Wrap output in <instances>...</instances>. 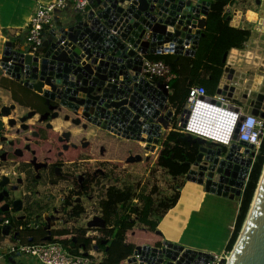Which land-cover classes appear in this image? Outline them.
I'll return each instance as SVG.
<instances>
[{
  "label": "water",
  "instance_id": "obj_1",
  "mask_svg": "<svg viewBox=\"0 0 264 264\" xmlns=\"http://www.w3.org/2000/svg\"><path fill=\"white\" fill-rule=\"evenodd\" d=\"M94 1V7L85 13L76 11L66 20L56 17L55 25L36 54H32L29 45L17 47L13 40L4 42L0 59L2 72L45 97L50 103L49 109L53 110L42 115L30 110L21 122L37 115L42 121L48 120L50 115L58 119L60 109H64L65 120L75 126L91 125L128 141L160 144L174 112L168 106L169 93L164 84L152 83L142 75L144 58L169 50L178 55L194 56L204 35L211 2ZM230 17L228 15L227 19ZM228 56L226 51L224 63L228 62ZM225 72L226 78L232 81L235 70L227 65ZM232 91L233 86L230 96ZM218 92L227 93L221 88ZM263 104L264 93L259 92L252 113L258 115ZM15 108V104L1 107L0 116H10ZM183 114L188 116L189 110L185 108ZM185 123L186 118H181L179 125L184 127ZM22 127L28 126L24 122ZM47 127L52 124L48 122ZM199 140L202 145L198 159L191 165L185 179L204 186L208 193L232 199L240 197L252 164V159L244 158L243 153L248 154L253 145L242 142L227 150L206 146L203 140ZM141 159V154L128 157L129 161ZM3 179L1 187L8 182V178ZM3 198L0 193V200ZM20 208L15 207V210L18 212ZM8 210V205L2 207V211ZM96 225L105 227L106 221L94 216L88 226ZM156 233L161 234L159 230ZM4 234L8 235V230H4ZM216 258L213 253L163 241L161 247L137 246L125 264H207ZM226 263L224 257L219 259L218 264ZM232 264H264V184L254 218Z\"/></svg>",
  "mask_w": 264,
  "mask_h": 264
},
{
  "label": "rangeland",
  "instance_id": "obj_2",
  "mask_svg": "<svg viewBox=\"0 0 264 264\" xmlns=\"http://www.w3.org/2000/svg\"><path fill=\"white\" fill-rule=\"evenodd\" d=\"M257 1L236 0L233 5L227 7L229 14H231L235 6H238L245 13L249 12L252 15H258V21L254 23L248 22L245 15H243L242 19L244 21L243 23L241 21L239 27L250 29L251 37L243 50L240 52L236 51L238 53L235 59L230 58L232 51L229 52L227 58L228 66L235 69L237 73L235 79L236 85H233V96L238 104L244 106L245 110L249 109L250 104L254 102L259 92L264 93V0H261L263 4L260 5L257 4ZM2 103L0 98V106ZM28 110L18 107V111L14 114L16 117L19 114L27 116ZM11 112L14 111L11 110ZM179 116L178 120L180 118ZM6 117L9 118L8 116ZM18 118L16 121L12 120L11 124L13 127L21 123ZM29 122L35 124L38 121L34 118ZM54 125L58 128L60 127V124L57 122ZM81 126L82 130L80 132H76V129H74V137L72 140L78 144L88 143L90 147L81 152L74 164L65 167L63 175L59 178H53L51 176L48 181H37L36 179L27 180L17 185L18 178L21 176L24 177V174H20V170L22 169L17 168V166L12 167L11 163L5 165V162L0 158V178H11L12 183L8 187H12L14 192L13 197L20 200L23 199L25 202V206L18 211L19 216L22 217V219L20 218L21 223L23 222V224L27 223L33 226L38 222L41 225L40 228H46L47 230L67 229L70 232L68 240L87 231L95 232L103 237L100 231L101 227L96 225L90 228L88 222L94 216L102 217L100 201L106 198L107 190L110 187L123 190L132 188L133 192L137 195L141 193L152 194L158 203L167 202L169 197L179 191V204L184 203L185 206H188L187 200L189 198H192L194 203L189 206L193 211L192 215L195 214L197 219L193 220L192 218H188V220H193L195 225H197V222L207 225L212 228L213 236L211 238H215V241L219 240L218 242L227 243L233 229L236 203L232 202L228 203V206L224 205V213L217 210L218 207L221 208V204H216V202L214 204L205 203L203 207H196L199 195L202 194L203 190L201 185L192 181L185 183V176L175 179L166 169L157 165L156 159L161 144L159 145L156 142H135L134 145H130L127 142L124 144L105 137L104 134H108V132L104 129H99L98 132L87 135V130L92 126ZM172 126L168 128L167 132L172 129ZM188 139L195 141L197 138L189 136ZM205 145L213 147L212 144L205 143ZM145 147H148V150ZM136 154L142 155L140 161L128 160L129 156H135ZM86 172H96L97 177L91 190L88 193H82L81 188H77L73 184L74 181L79 180L81 182V177ZM77 204L83 207V212L80 215H75L72 212L73 206ZM211 211L214 212L213 216L209 213ZM18 212L15 209L9 211L11 216L17 215ZM218 214H222V216H219V219H215ZM183 216H187L186 211H180L178 207H174L166 213L159 226L160 228H164L169 236L178 238L179 241H189L191 239L190 241L194 242L193 245L195 247H201L200 243L202 244L205 238L201 236L200 241H198V235L205 227L197 225L196 228L198 229L196 231H187L185 233V224L187 221L181 219L184 218ZM137 226L141 227V224ZM17 234L18 232H15V235H9L12 241ZM57 237L63 238V236ZM94 247L91 250H99L97 244ZM222 255H226V250Z\"/></svg>",
  "mask_w": 264,
  "mask_h": 264
},
{
  "label": "trees",
  "instance_id": "obj_3",
  "mask_svg": "<svg viewBox=\"0 0 264 264\" xmlns=\"http://www.w3.org/2000/svg\"><path fill=\"white\" fill-rule=\"evenodd\" d=\"M235 1L210 0V11L206 18L207 25L204 29V35L196 47L194 56L160 53L152 54L148 57L151 60L164 61L171 71L176 74V77L168 82L171 89L169 102L175 111L173 126L163 138L156 159L157 165L166 169L175 179L184 177L188 173L191 165L198 159L202 145L199 139L195 141L188 139L189 137L182 132V128L177 126V118L184 113L190 87L203 85L209 94H215L225 72L224 53L226 51L230 52L233 48L244 49L246 42L251 37L250 29L231 26L230 19H227L230 14L226 12V7L233 5ZM3 79L7 81L6 78ZM155 83L162 84L163 80L155 79ZM6 86L13 87L24 95L25 100L17 98V95L13 93L14 100L20 105L36 110L39 114H44L49 110L50 103L45 97L24 87L21 83L12 81ZM5 132L6 130L3 127L0 128V135ZM127 142L130 145L135 143L127 140L121 141L124 144ZM79 149L80 147L73 149V156L79 155ZM263 167L264 140L240 197V207L236 222L226 246L227 252L233 251L232 249L242 230ZM95 180V174H86L82 193H88ZM77 187L79 188L80 186L77 185ZM179 199V191L169 197L167 202L158 203L152 194L141 193L137 195L132 188L123 190L110 187L107 190L106 198L100 201L102 218L106 221L105 227L100 229L103 237H86V233L83 232L81 235L68 240L70 232L67 229L26 228L18 230L14 240L20 239L23 243L35 244L50 241L58 238L57 236H63L62 241L65 244L72 243L76 252L82 248L85 253L91 250L92 242L96 240V244L105 253L101 264H124L133 255L137 246L143 244L156 247L162 246L163 236L156 233L158 224L168 210L175 205V207H178ZM2 207H0V218L9 217L14 223H21V219L16 221L9 211H2ZM72 212L75 215H80L83 212V207L77 204L73 206ZM138 224H141L142 227L137 226ZM0 237H6L1 227Z\"/></svg>",
  "mask_w": 264,
  "mask_h": 264
},
{
  "label": "built area",
  "instance_id": "obj_4",
  "mask_svg": "<svg viewBox=\"0 0 264 264\" xmlns=\"http://www.w3.org/2000/svg\"><path fill=\"white\" fill-rule=\"evenodd\" d=\"M91 1L52 0L38 4L27 24V41L32 54H36L48 31L55 25V18L60 11H64L67 7L71 6L75 11L85 13L91 7ZM142 75L152 83H155V79H162V84H164L168 93H171L168 82L175 78L176 74L171 71L164 61L144 58ZM233 85H236L233 80L230 83L221 84L218 89L226 90L227 93L223 94L217 90L213 95L209 94L203 85L191 86L185 107L189 110V114L188 116L186 114L179 116V120L177 118V126L182 128V132L188 137L201 139L204 143L212 144L215 148L220 147L230 150L233 144H240L242 142L253 145L248 154L243 153L244 158L252 159V164L243 187L244 190L264 140V104L258 115L252 113L253 103L250 104L248 110H245L244 106L236 103L234 94L232 96L229 95L230 88ZM171 109L174 114L170 126L173 125L175 117V111L173 108ZM183 117L186 118V123L184 127H181L179 123ZM236 135L237 138H235ZM12 217L16 221H19L20 218L22 219L18 214ZM0 227L3 230H8V235H15V232L17 233L18 230L26 229L27 227L40 228L41 225L38 222L33 226L27 223L23 224V222L16 224L8 217L0 220ZM85 236L100 237L99 234L92 231H87ZM95 245L96 240H93L92 247ZM6 248L9 253L20 254L33 259L39 264H101V261L94 260L92 255L89 252L85 253L82 248L76 252L72 243L65 244L60 237L35 244L23 243L20 239H16L9 246H6ZM229 253L226 251V255L220 256L215 254L217 258L207 264H218L219 259L222 257L226 259ZM137 257L139 256L137 255Z\"/></svg>",
  "mask_w": 264,
  "mask_h": 264
},
{
  "label": "crops",
  "instance_id": "obj_5",
  "mask_svg": "<svg viewBox=\"0 0 264 264\" xmlns=\"http://www.w3.org/2000/svg\"><path fill=\"white\" fill-rule=\"evenodd\" d=\"M49 1H52V0H0V59H1V52L3 50L4 42H6L7 40H13L15 42V44H16L17 47L24 46V45H28V41H27V36H28L27 24H28V21H29L31 15L33 14V12L35 11V8L37 7L38 4H40V3H46V2H49ZM93 1L94 0L91 1V7L89 9H91V8L94 7V2L96 3V1H94V2ZM207 1H210V0H207ZM257 4L258 5L263 4V1L260 0V3L257 2ZM229 6H231V5H229ZM229 6H227V7H229ZM227 7H226V12H227ZM235 8H238L239 10L243 11V9H240V7H238V6H235L232 9V11ZM75 13H77L75 11V9L73 7H71V6H69L64 11H60L57 14L56 17H58L59 19L66 20V18L68 16H71V15H73ZM247 13H249V12H246L245 14H247ZM201 17H204V15H201ZM246 20L248 22H250V20L248 18ZM241 21L243 23L244 20L241 19L240 20V23H241ZM237 27H239V26H237ZM239 28H245V27H239ZM203 32H204V30H203ZM233 50L234 51H238V52L241 51V49H236V48H233L231 51H233ZM160 53L175 54L174 51H172V50L163 51V52H157L155 54H160ZM150 55H152V54H149L145 58H148ZM176 55H178V54H176ZM181 56H187V55H181ZM227 63H226L225 66L229 65V63L228 64ZM1 72H2V70H1V66H0V98H1V101L3 102L0 107L8 106V105L11 106L12 104H15L16 105V108L13 110L14 112H11L10 116H8L9 117V121L8 122H5L3 120V117H5V116L0 117V119L3 121V126H5L4 129L6 130L5 135L0 136V143L3 140H5V139L8 140V138L9 139H12L14 137L17 126H14L13 127V125L11 124V122H12V120H15L16 121V119L18 117L20 118L22 116V114H19L16 117L15 114H14V113H16L18 111V107H20V108H22L24 110H26V109L28 110L29 109L28 107H24V106L20 105L17 101L14 100L13 93H15L17 95V98H20V99L25 100L24 95L20 91L19 90H15L13 87L10 88V87H7L6 86V85H9V82L12 83V81L13 82L14 81L15 82H18V81H16L15 79H12L10 76L6 75L4 72H2V73ZM236 75H237V73H236V70H235V73L233 75V82L236 81L235 80L236 79ZM226 76H227V73L224 72L223 77L221 79V82H220L219 86L221 84H225V83H230L231 82L230 80H228L226 78ZM3 78H6L7 81H4ZM33 92H35V91H33ZM35 93H37V92H35ZM37 94H39V93H37ZM169 94H170V92H169ZM239 105H241V104H239ZM168 106H169V108H172L170 106L169 100H168ZM29 111L30 110H28V112ZM65 112L66 111L64 109H60V114L61 115L65 114ZM38 116L39 115H37V116H35L33 118H29V119L30 120H32L34 118L37 119ZM58 121H60V122H58ZM53 122H54V124L56 122L60 124V127L59 128L56 126L58 129L64 128V126L62 125L63 122L61 120L55 119V121H53ZM66 125H69L70 126V123L69 124H66ZM71 126L73 127V131H74V129H76V132L77 131L80 132L82 130V126H75V125H71ZM99 129H102V128H98V127H93L92 126V127H90L87 130V135H90L92 133H96V132L99 131ZM164 132H165V135H166V133H168L167 130H165ZM104 135H105V137L109 138L110 140H114V141H117V142H121L123 140L124 141L126 140V139H123L121 137H118V136H116V135H114L113 133H110V132H108V134H104ZM164 136L161 138L160 144H161ZM186 182H187V180L185 181V183ZM201 187H202L203 190H202V194L199 195V200H197L196 207H203V205H205V203H213L214 204L216 202V204H218V203L221 204V208L218 207L217 210H219L221 213H224L225 212L224 205H227L228 206V203H232V202L236 203V211H235L234 222H233V228H234V225H235V222H236V218H237V214H238L239 207H240V197L241 196L240 197H235L233 199L230 198V197L225 198V197H222V196H219V195H216V194L208 193V192L205 191L204 186H201ZM189 200L192 201L191 205H193L194 203H193L192 198H189L187 201H189ZM174 207H172V208H174ZM201 209H203V208H201ZM209 213L212 216L214 215V212L213 211H211ZM189 214L190 215L187 214L188 217L187 216H183L184 218H181L183 221H187L186 224H185V230H186L185 233L187 231H190V232L196 231V229H198V228H196V226L197 225H200L202 227H205L203 229V231L200 232L199 235H198V241H200V237L201 236H203L205 238L204 241H203V243H202V246L201 247L204 248L206 246V244H208V242H210V241L212 243H215V242H218L219 241V240H216L215 241V238H211V236H213V233H212V230H211L212 228L208 227L207 225H204L201 222H197V225L194 224L193 220L194 219H197V216L195 214L192 215L193 214V211L191 209H190V213ZM18 215H19V212H18ZM219 216H222V214H218V216H216L215 219H219ZM188 218H192L193 220H188ZM161 220H160V222H161ZM160 222H159V224H160ZM182 223H184V222H182ZM159 224H158V230L161 232V235L163 236V240L164 241H169L166 238V236H169V235L165 232V229L164 228H160ZM214 225H215V223H214ZM231 235H232V233L230 234V237H231ZM230 237H229V239H230ZM187 238H188V236H187ZM190 240L191 239H189V241L188 240H184V241L181 240V241H179L178 238L177 239L174 238V242L173 241H169V242H172V243H175V244H181V245H183V246H185L187 248H193L195 250H198V251L200 250L202 252L214 253V252H211V251L203 250V249H201L199 247H195L193 245L194 242H191ZM11 242H13V241L11 240V238L9 237V235H6V237H3L2 239H0V264H39L38 262H35L33 259H30L28 257L22 256L20 254H16V253H13L12 254V253H9L7 251L6 246H9L11 244ZM226 246H227V243L225 245L224 250L222 251V254L226 250ZM93 248H95V247H93ZM89 253L92 255V257L96 261H102L104 259V257H105L104 251H102V249L100 250V248H99V250L92 249V250L89 251ZM215 254H217V253H215Z\"/></svg>",
  "mask_w": 264,
  "mask_h": 264
},
{
  "label": "flooded vegetation",
  "instance_id": "obj_6",
  "mask_svg": "<svg viewBox=\"0 0 264 264\" xmlns=\"http://www.w3.org/2000/svg\"><path fill=\"white\" fill-rule=\"evenodd\" d=\"M48 111H50V113L53 112V110L50 109L46 112ZM64 116L65 114H60V117L58 118V120L63 122L62 125L64 126V129H58L54 125L53 121L55 119H53L51 115L46 121L40 120L38 116L36 119L38 122L35 124L29 122L30 119L24 121L28 126L27 128L22 127L21 124L24 122L19 123L14 137L12 139L8 138V140L5 139L0 143V158L5 162V165L11 163L12 167L17 166V168L22 169L20 170V174H24V177L21 176L18 178L19 180L16 182L17 185H20L27 180L36 179L37 181H48L51 176L53 178H59L63 175L65 167L74 164L79 158L81 152L89 147H84L83 144H78L76 141L72 140L74 132L71 125L73 124L65 120ZM22 117L23 116L19 118L20 121ZM48 122L52 124V127H47ZM69 123L70 126L66 125ZM3 128H5V126H3ZM67 133H70V135L67 136ZM3 135H5V133ZM78 147H80L79 155L73 156V149ZM92 173L93 172H86L82 175L81 182L79 180L76 182L74 181L73 185L76 187L79 185V188L82 190L86 174ZM93 174L96 175V172ZM2 180L3 178H0V182ZM11 183L12 179L8 178L6 185L4 187L0 186V188H2L0 193H3L4 196V198L0 200V207L8 205V211L15 209V207L23 208L25 206V202L22 198V200H20L13 197V189L12 187H8ZM200 246H202V244H200ZM199 248L203 249V247Z\"/></svg>",
  "mask_w": 264,
  "mask_h": 264
},
{
  "label": "bare ground",
  "instance_id": "obj_7",
  "mask_svg": "<svg viewBox=\"0 0 264 264\" xmlns=\"http://www.w3.org/2000/svg\"><path fill=\"white\" fill-rule=\"evenodd\" d=\"M231 17H230V25L231 26H234V27H237L239 26V23H240V20L242 19L243 15H245L246 19L248 18L250 20V22L254 23V22H257L258 21V15H252L250 13H247L245 14L243 11L239 10L238 8H235L232 12H231ZM238 53V52H237ZM236 51H232L231 52V56L230 58L231 59H235L236 58V55H237ZM9 118H7L6 116L4 117V121L7 122ZM196 183V182H195ZM263 184H264V170H263V174H262V177L260 179V182H259V185H258V189H257V192L255 194V197H254V200H253V203L251 205V209H250V212L248 213V217L246 218V221H245V224L243 226V230L239 236V239L237 240L235 246H234V249L232 252H230L229 254H227L226 256V261L227 263L226 264H232V262L235 260L236 256L239 254L240 252V249L243 245V242H244V239H245V236L248 232V229L252 223V220L254 218V214L256 212V207H257V204H258V200H259V197H260V194H261V189L263 187ZM192 203L191 200L187 201V204L188 206H185L184 203H181L179 204L178 206V209L180 211H186L187 214L190 213V204ZM167 240L169 241H173L174 242V238L172 236H166ZM225 245L226 243H223V242H215V243H212L211 241L208 242V244H206V246L203 248L204 250H210L212 252H214L213 254L217 253V255H222V251L224 250L225 248Z\"/></svg>",
  "mask_w": 264,
  "mask_h": 264
}]
</instances>
